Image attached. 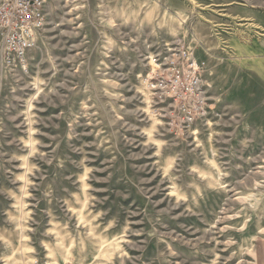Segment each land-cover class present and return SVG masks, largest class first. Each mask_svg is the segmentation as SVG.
Wrapping results in <instances>:
<instances>
[{
  "label": "rangeland",
  "instance_id": "1",
  "mask_svg": "<svg viewBox=\"0 0 264 264\" xmlns=\"http://www.w3.org/2000/svg\"><path fill=\"white\" fill-rule=\"evenodd\" d=\"M44 8L0 54V264H264V0ZM176 40L208 64L183 134L142 81Z\"/></svg>",
  "mask_w": 264,
  "mask_h": 264
},
{
  "label": "built area",
  "instance_id": "2",
  "mask_svg": "<svg viewBox=\"0 0 264 264\" xmlns=\"http://www.w3.org/2000/svg\"><path fill=\"white\" fill-rule=\"evenodd\" d=\"M44 26V0H0L2 63L16 66L22 62ZM153 62V70L142 80L146 90L161 107L166 125L181 134L191 132L210 114L204 79L208 64L181 40L166 44Z\"/></svg>",
  "mask_w": 264,
  "mask_h": 264
},
{
  "label": "bare ground",
  "instance_id": "3",
  "mask_svg": "<svg viewBox=\"0 0 264 264\" xmlns=\"http://www.w3.org/2000/svg\"><path fill=\"white\" fill-rule=\"evenodd\" d=\"M151 61H152L151 64L154 65V63H153V59H152V58H151ZM154 66H155V65H154Z\"/></svg>",
  "mask_w": 264,
  "mask_h": 264
}]
</instances>
